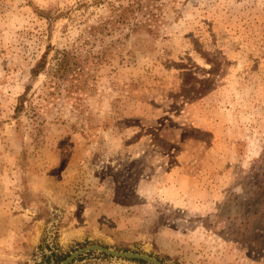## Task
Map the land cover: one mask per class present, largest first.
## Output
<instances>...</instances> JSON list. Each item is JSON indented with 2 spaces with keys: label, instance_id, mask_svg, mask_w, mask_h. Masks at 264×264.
<instances>
[{
  "label": "rangeland",
  "instance_id": "rangeland-1",
  "mask_svg": "<svg viewBox=\"0 0 264 264\" xmlns=\"http://www.w3.org/2000/svg\"><path fill=\"white\" fill-rule=\"evenodd\" d=\"M120 2L0 0V264H59L89 244L264 264V0H146L159 35L109 36L88 86L33 116L48 45L50 61ZM70 264L142 263L91 250Z\"/></svg>",
  "mask_w": 264,
  "mask_h": 264
},
{
  "label": "trees",
  "instance_id": "trees-1",
  "mask_svg": "<svg viewBox=\"0 0 264 264\" xmlns=\"http://www.w3.org/2000/svg\"><path fill=\"white\" fill-rule=\"evenodd\" d=\"M145 1L126 0V3L120 2L113 5L111 14L103 20L100 19L95 25H91L85 37L82 36L84 34L82 33L72 46L55 48V53L50 61L48 55L51 47L48 45L32 68L33 78L42 72L46 73L43 93L35 97L34 100H30L35 119L40 116L39 109L42 108L43 100L50 96L56 97L55 95L60 97L64 91L68 93V96H72L88 86V75H90L88 65H97L107 60L108 53L110 50L116 49V43L121 39L120 36H117V38L114 37L108 41L109 36L119 33L123 34L122 37L143 33H148L151 37L159 35L158 26H154L151 21H154L155 17L159 18L162 12L156 10L159 7L145 5ZM41 14L49 18L51 22L54 21L48 15H44V11H41ZM30 88L29 85L25 92L18 97L15 116H19L24 110ZM257 165L253 183H257V189L261 192V198L264 200V153ZM55 259L57 261L58 257ZM138 261L147 264L146 261Z\"/></svg>",
  "mask_w": 264,
  "mask_h": 264
},
{
  "label": "water",
  "instance_id": "water-1",
  "mask_svg": "<svg viewBox=\"0 0 264 264\" xmlns=\"http://www.w3.org/2000/svg\"><path fill=\"white\" fill-rule=\"evenodd\" d=\"M96 250L100 251L109 255H113L120 258H129V259H136V260H143L147 261L151 264H166L165 262L161 261L160 259L142 252H135V251H124V250H117L113 248L106 247L100 244H89L83 247L78 248L74 252L70 253L61 263L59 264H70L74 260H76L82 254H85L88 251ZM54 263V262H53ZM55 264V263H54Z\"/></svg>",
  "mask_w": 264,
  "mask_h": 264
},
{
  "label": "crops",
  "instance_id": "crops-1",
  "mask_svg": "<svg viewBox=\"0 0 264 264\" xmlns=\"http://www.w3.org/2000/svg\"><path fill=\"white\" fill-rule=\"evenodd\" d=\"M33 225H35V226H36V223H34ZM33 228H34V226H33Z\"/></svg>",
  "mask_w": 264,
  "mask_h": 264
}]
</instances>
